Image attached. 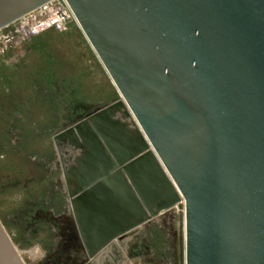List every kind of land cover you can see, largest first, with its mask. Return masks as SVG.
I'll list each match as a JSON object with an SVG mask.
<instances>
[{
  "label": "water",
  "instance_id": "95a60500",
  "mask_svg": "<svg viewBox=\"0 0 264 264\" xmlns=\"http://www.w3.org/2000/svg\"><path fill=\"white\" fill-rule=\"evenodd\" d=\"M66 1L120 96L53 137L86 259L183 199L182 264H264V0Z\"/></svg>",
  "mask_w": 264,
  "mask_h": 264
},
{
  "label": "rangeland",
  "instance_id": "374dc122",
  "mask_svg": "<svg viewBox=\"0 0 264 264\" xmlns=\"http://www.w3.org/2000/svg\"><path fill=\"white\" fill-rule=\"evenodd\" d=\"M4 43L0 221L26 264H182V201L86 259L53 137L119 93L77 24ZM61 150L67 169L80 149L64 143Z\"/></svg>",
  "mask_w": 264,
  "mask_h": 264
},
{
  "label": "built area",
  "instance_id": "2783aa9c",
  "mask_svg": "<svg viewBox=\"0 0 264 264\" xmlns=\"http://www.w3.org/2000/svg\"><path fill=\"white\" fill-rule=\"evenodd\" d=\"M25 22L27 29L22 22ZM78 25L74 13L72 12L66 0H50L35 10L20 17L9 25L0 29V41H4L5 45L12 43L23 44L28 42L32 37H36L48 29H57L59 31L68 30L71 25ZM19 25L24 27L22 30L17 28ZM19 32V34H17ZM184 209V203H183ZM184 212V210H183Z\"/></svg>",
  "mask_w": 264,
  "mask_h": 264
},
{
  "label": "bare ground",
  "instance_id": "6f19581e",
  "mask_svg": "<svg viewBox=\"0 0 264 264\" xmlns=\"http://www.w3.org/2000/svg\"><path fill=\"white\" fill-rule=\"evenodd\" d=\"M22 22V21H21ZM23 23V25H24V23H26V21L25 22H22ZM24 26H27V24H25ZM33 26V25H32ZM32 26L31 27H28L27 26V29H32ZM79 26V25H78ZM17 28H19V30H22L24 27H22L21 25H19ZM181 201H182V204L184 203L183 202V199H181ZM183 232H184V217H183ZM183 235H184V233H183Z\"/></svg>",
  "mask_w": 264,
  "mask_h": 264
}]
</instances>
